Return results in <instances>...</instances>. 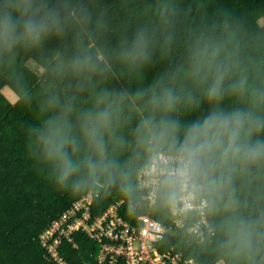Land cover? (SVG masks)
I'll list each match as a JSON object with an SVG mask.
<instances>
[{"label": "clouds", "instance_id": "obj_1", "mask_svg": "<svg viewBox=\"0 0 264 264\" xmlns=\"http://www.w3.org/2000/svg\"><path fill=\"white\" fill-rule=\"evenodd\" d=\"M70 23L80 26L82 47L85 40H93L92 17L81 0H0V58L11 63L19 49L41 47L53 36L62 37ZM96 23L102 25L99 19ZM171 41L166 36L164 44L170 46ZM153 46L154 36L141 27L125 38L117 55L139 72L151 62ZM62 55L57 53V59L62 61ZM110 55L103 46L95 51L85 47L69 61L80 78L77 88L92 89L96 98L92 108L79 112L76 123L74 98L62 100L53 93L40 109L46 118L25 133L33 169L58 191L75 195L86 178L98 174H107L109 183L116 173L127 179L108 145L123 144L116 133L128 94L95 92L93 83L95 77L111 73ZM251 63L258 72L264 69V57ZM179 74L173 72L150 89L135 92L136 98L147 96L149 106L136 133L150 179L169 205L203 207L215 221L209 230L223 234L222 250L243 264H264V209L245 214L242 208L247 204L237 192L238 180L252 183L264 177V80H250L236 32H217L214 27L201 32L189 47L185 76L203 89L212 107L203 118L184 124L172 114L182 103L198 101L191 89L175 86ZM229 96L243 100V106L221 107ZM82 171L86 176H77ZM122 190L130 193L131 185Z\"/></svg>", "mask_w": 264, "mask_h": 264}, {"label": "trees", "instance_id": "obj_2", "mask_svg": "<svg viewBox=\"0 0 264 264\" xmlns=\"http://www.w3.org/2000/svg\"><path fill=\"white\" fill-rule=\"evenodd\" d=\"M91 14L89 31L93 40H85L82 47V30L70 23L62 37L53 36L37 48L19 49L9 63L0 58V264H58L40 243L39 235L59 215L81 196L91 192L90 214L101 215L111 204L121 201L120 214L129 222H138L142 213L169 228L164 240L158 243L163 251L173 247V253L193 258L199 264H243L220 247L223 234L217 229L210 231L214 218L207 215L208 226L200 239L189 234V227L201 219L198 210H189L181 217L183 223L175 228L171 223L170 205L159 191L158 202L147 209L148 189L138 187V173L147 167L146 156L137 143V125L147 115V96L136 98L135 92L150 89L160 78H167L179 71L173 82L177 88L191 89L198 102L182 103L172 115L188 124L203 118L212 105L204 97L203 89L194 86L185 72L188 68V51L194 38L201 32L211 30L238 34L241 40L245 66L250 80H264V69L257 71L251 63L264 57V0H81ZM97 19L102 21L97 26ZM147 28L154 36L153 57L139 72L130 69L119 58L118 52L125 38L130 39L138 28ZM171 45H165L166 36ZM103 46L112 64L106 78L95 77V92L102 89L126 92L122 105L123 120L117 129V137L123 144L110 142L109 153L113 155L126 174L124 179L115 174L114 182H108L107 174L86 178L75 195L56 190L43 176L37 174L28 160L26 131L48 115L41 114V106L49 95L56 93L61 99L74 98L76 112L72 120L77 122L79 112L92 108L95 94L92 89L77 88L79 77L69 67V61L77 53L95 51ZM62 53V61L57 59ZM34 61L41 69L37 75L26 66ZM171 82V81H169ZM7 89L13 99L5 96ZM151 94V91L149 92ZM240 98L229 96L221 107L243 106ZM83 155V149L79 156ZM78 158V157H77ZM77 176H86L85 172ZM77 177H73L76 179ZM131 185V192L122 189ZM237 192L245 214L255 215L264 209V177L252 183L237 181ZM218 219V218H216ZM73 243L63 240L57 250L65 264H98V245L85 234L72 235ZM118 264H124L119 261Z\"/></svg>", "mask_w": 264, "mask_h": 264}, {"label": "built area", "instance_id": "obj_3", "mask_svg": "<svg viewBox=\"0 0 264 264\" xmlns=\"http://www.w3.org/2000/svg\"><path fill=\"white\" fill-rule=\"evenodd\" d=\"M137 181L139 188L148 189L147 209H150L157 203L159 190L150 179L147 167L138 173ZM91 203V192L81 196L39 235L40 243L58 264H65L58 253V245L67 240L76 247L72 238L76 232L85 234L98 245V264H118L119 261L124 264H199L193 258L173 253V247L161 251L157 244L164 240L169 228L147 212L137 218V223L129 222L120 214L121 201L111 204L99 216L90 214ZM195 209L199 211L201 219L193 223L188 232L202 239L204 231L200 225L208 226L203 207L193 205L184 208L181 204L170 205L171 223L173 227L179 228L183 223L181 216Z\"/></svg>", "mask_w": 264, "mask_h": 264}, {"label": "rangeland", "instance_id": "obj_4", "mask_svg": "<svg viewBox=\"0 0 264 264\" xmlns=\"http://www.w3.org/2000/svg\"><path fill=\"white\" fill-rule=\"evenodd\" d=\"M26 66L29 69H31L34 73H36L37 75H41L42 74V69L34 61L28 60L26 62ZM3 93H4L5 96H8L9 99H11V100L13 99V97H11V95H9V91L7 89H4ZM158 198H159V194H158V197H157V202H158ZM207 224H208V222H207ZM166 249H168V248H166ZM218 264H221V263H218Z\"/></svg>", "mask_w": 264, "mask_h": 264}]
</instances>
